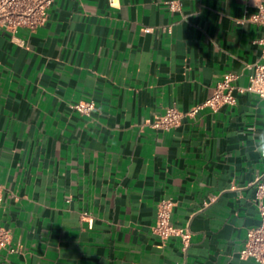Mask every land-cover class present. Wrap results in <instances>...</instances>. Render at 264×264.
I'll use <instances>...</instances> for the list:
<instances>
[{"label":"crops","instance_id":"1","mask_svg":"<svg viewBox=\"0 0 264 264\" xmlns=\"http://www.w3.org/2000/svg\"><path fill=\"white\" fill-rule=\"evenodd\" d=\"M175 2L176 9L168 3ZM247 11V13H245ZM247 0H52L34 32L0 29V264H259L240 259L260 222L264 98L202 108L227 73L244 88L261 29ZM93 101L88 114L73 105ZM170 198L161 241L151 228Z\"/></svg>","mask_w":264,"mask_h":264},{"label":"built area","instance_id":"2","mask_svg":"<svg viewBox=\"0 0 264 264\" xmlns=\"http://www.w3.org/2000/svg\"><path fill=\"white\" fill-rule=\"evenodd\" d=\"M52 0H0V29L9 32H16L18 29H26L34 32L42 26L47 17V9ZM108 5L116 8L119 0H107ZM248 5L254 11L247 14V20L261 29V37L256 41L261 48L260 60L251 66L252 72L248 78V85L244 88L233 85L234 75L224 74L220 81L213 87L212 94L201 104H198L186 112L175 107H168L164 113L154 118L149 125L153 128L168 130L177 126L185 117L194 116L202 108H209L216 111L222 106L235 103V92H250L260 98H264V0H247ZM170 9H176L177 4L173 1L168 3ZM247 13V11L245 12ZM79 113L88 115L94 108V102L79 101L73 105ZM256 197H264V184L257 186ZM2 202V188L0 186V206ZM173 201L170 198L162 199L157 205V214L151 230L162 242L177 237L186 248L190 242V231L187 228L177 227L171 223L170 216L173 208ZM258 211L260 222L257 226L246 232V238L242 249L239 251L240 259H252L259 264H264V203L259 202ZM11 242V231L0 225V250L9 248Z\"/></svg>","mask_w":264,"mask_h":264},{"label":"clouds","instance_id":"3","mask_svg":"<svg viewBox=\"0 0 264 264\" xmlns=\"http://www.w3.org/2000/svg\"><path fill=\"white\" fill-rule=\"evenodd\" d=\"M252 147L262 158H264V131L258 132L252 138Z\"/></svg>","mask_w":264,"mask_h":264}]
</instances>
